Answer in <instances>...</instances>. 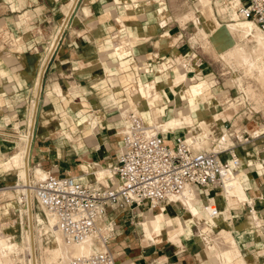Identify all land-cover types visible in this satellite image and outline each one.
<instances>
[{
	"label": "crops",
	"instance_id": "obj_1",
	"mask_svg": "<svg viewBox=\"0 0 264 264\" xmlns=\"http://www.w3.org/2000/svg\"><path fill=\"white\" fill-rule=\"evenodd\" d=\"M66 1L0 0V25H8L16 44L11 51L0 54V161L5 160L6 156L15 150L18 141L9 137L27 129L28 107L32 101L37 100L38 112L36 117V103V125L35 129L33 128V141L31 139L33 153L30 162L39 165L43 170L59 174L69 173L82 181L92 182L94 171L97 169L105 171L116 164V155L121 145L118 131L120 122L124 123L121 113L119 117L116 112L121 108L119 103L128 102V95L126 93L123 95L118 86L124 84L133 74L134 64H130L129 60L150 56L155 58L158 55L160 57L164 51L175 52L176 48L167 47L163 50L156 45L147 46L146 42H140L132 49V53L139 55L125 59L121 56L119 62L115 63L119 69L123 67V72L115 77L117 88L109 95V98L113 97L114 103H117L115 110H112V107L103 112L99 111L100 109L93 110L90 108L92 102L94 106L100 108L101 101L105 100L102 98L105 95V80L104 82L100 80L102 75L99 71L106 72L111 68L110 52L106 50L102 39H105L109 27L105 16L113 0H77L81 10L79 12L92 14L89 15L91 18L97 16L98 25L90 29L85 25L69 29V33L60 41L53 59L44 65L40 73L41 86L37 97L35 83L43 64L45 50L38 49L36 43L44 37L36 34L35 30L41 26L45 27L47 22L56 21L68 5L69 2ZM120 2L121 0L118 1ZM160 7L150 12L151 20L155 21L166 15L164 7L163 15L160 14ZM155 31V27L148 31L149 34L146 30L141 31L139 40H142L143 36L146 39ZM107 45L119 46L118 43L112 44L108 39ZM154 61L143 67L150 78L138 79L140 84L151 82L158 75L155 66L159 64ZM165 80L166 78L160 79L159 84L165 86ZM159 90L162 92L163 88ZM161 100L164 101L163 97L159 103ZM129 102L131 105V97ZM90 116L95 119L93 125L89 123L92 120L88 119ZM223 116L217 121L218 126L224 130L229 122H232L231 142L240 160L264 158V146L261 144L264 133L259 135L262 131H256V129L264 131V123L251 117L243 123L241 114ZM66 133H69L70 137ZM247 134L252 136L248 141L238 140H242ZM13 154L8 156L6 162L0 163V171L16 166L11 159ZM227 156L225 153L220 154L221 159ZM258 170L255 166L246 174L245 190L250 201L247 204L246 201H242L239 208H233L235 220L232 223L219 224L223 225L222 229L225 228L233 234L242 256L252 264H264V202H256L260 197L264 198V173ZM1 183H9L3 171L0 172ZM207 191V195H202L201 189L199 198L217 197L221 193L218 189ZM225 201L224 198L217 197L216 206L220 207ZM145 213H149L145 207L131 209L115 207L107 210L105 219L112 226L107 247L119 264H219L216 254L213 256L212 253H206L198 244L197 238L190 240L191 236H196L194 234L183 239L182 243H173L166 238L157 242L145 241L139 224ZM247 214L253 218V224L247 223ZM256 215L260 219L257 225L254 224L257 223Z\"/></svg>",
	"mask_w": 264,
	"mask_h": 264
},
{
	"label": "bare ground",
	"instance_id": "obj_2",
	"mask_svg": "<svg viewBox=\"0 0 264 264\" xmlns=\"http://www.w3.org/2000/svg\"><path fill=\"white\" fill-rule=\"evenodd\" d=\"M201 10L202 15L207 20L206 23L212 26L208 29L210 32L209 37L216 44V51L220 53L223 59L231 63L233 67L236 66L241 69L247 77L246 86L242 85V78L237 77L240 89L245 93H251L256 103L263 102L264 104V33L249 19L230 20L231 22L228 21L224 25H221L214 17L212 7L209 4L203 6ZM159 11L163 15V6L160 7ZM194 22L198 26L197 33L200 32L198 34L202 33L205 36L203 37L204 40L207 33L200 27L196 19H194ZM166 35L167 32L161 34V39L164 40L163 37L165 38ZM55 39L53 38L48 49H53L54 51L56 45ZM251 40L255 43L251 47H248L247 43ZM117 43L120 44L121 42ZM184 58V56L176 58L177 65L175 69L182 66L179 63ZM186 70L195 71L190 66H184L180 70H177L176 73ZM162 71L160 65L155 66V72L158 74L156 78L151 82L141 83L131 90V105L123 109L121 115L126 118L129 112H133L145 124L155 125L165 134L182 131L185 141L195 150H215L218 145H222L225 148L228 144H232L228 132L222 131L216 122L220 115L218 105L224 104L229 100L227 97H224L227 91L219 89L216 91L213 98L218 102L208 100L212 97L204 93L205 86L208 83L206 84L200 79L197 84H194V80H196L194 76H189V80L192 82L188 86H184L182 90H179L184 84L185 77L177 74V79L167 78L166 74L169 72L167 69L164 71L166 78L165 86L162 92H160L157 83H159V80L163 76ZM41 72L42 70L39 73ZM38 76L40 77V75ZM39 77H37V85H39ZM202 86L204 87L201 88ZM259 87L262 88L261 91H259L261 89ZM199 88L201 89L199 90ZM198 91L201 92L199 95H197ZM176 95L180 96L183 100L182 103H186V105L179 107ZM161 97L164 99L163 104L159 103ZM35 109L36 101L32 102L28 110V131L18 134L20 139L19 146L11 157L17 166V178L21 181V183L16 184L15 191L19 200L24 199L25 202L24 206L20 207L19 214L21 221L22 218H25V222H22L23 241L19 243L15 240L14 234L5 231L6 226L13 222L12 218L10 220L9 209L6 207L5 211L0 213V264H16L17 262H20V264H38L37 248L35 249V233L33 231L34 213L31 184L29 183L30 155L33 148L31 146V139L35 126ZM194 119H197L195 123L193 122ZM89 123L91 125L95 124V119L92 118ZM259 133L257 132V134ZM66 135L70 137L69 133H66ZM221 140L224 141L220 142ZM263 164L264 159L261 158L241 159L240 164L235 168V172L230 170L229 173L224 175V184L220 186L221 193L217 197L220 199L224 198L226 201L225 203L222 202L220 207H217L215 214H210L207 206L208 204H212V207L213 205L216 206L217 197L212 196L200 199L198 195L200 189L192 187H187L177 198L183 206V212H180L179 208L177 209L167 200L164 201L166 203L163 205L162 203L164 202L160 203L158 210L151 209L149 213L143 214L139 222L144 238L157 242L162 241L164 236V239L166 238L173 243H182L183 239L188 238L191 234H195L198 241H200V245L202 244L206 250L213 251L216 254L219 264H251L248 259L242 256L233 234L218 225L221 222L225 224L232 223L235 220L233 208H239L238 206H240V202L242 201H246V204L250 201L245 190L247 187L246 174L251 168H255V166L259 169L258 171L264 173ZM96 171L103 173L104 170L97 169ZM105 171H107V168ZM43 174L44 170L40 166L36 165L33 167V175L36 179L42 177ZM2 188L4 189V187ZM256 202L263 203L264 198L260 197ZM251 214L253 213L251 212ZM246 221L249 224H253L251 215L247 214ZM259 223L260 219H257V224ZM42 224L40 231L42 238L40 241H48L50 245L44 246L40 244V264H68L72 256L88 251L91 248L93 240L91 236H87L76 243L65 241L56 229L54 219L48 214H45L44 223L42 222Z\"/></svg>",
	"mask_w": 264,
	"mask_h": 264
},
{
	"label": "rangeland",
	"instance_id": "obj_3",
	"mask_svg": "<svg viewBox=\"0 0 264 264\" xmlns=\"http://www.w3.org/2000/svg\"><path fill=\"white\" fill-rule=\"evenodd\" d=\"M76 1L77 0H67L66 2H69V3L65 7V11L63 12V14H61V16L56 21L47 22L45 27L41 26L40 28L35 30L36 34H39L40 36L44 37L43 40H40L39 42L36 43L38 46V49L42 51L45 50L43 60L45 59L46 61L42 60L44 65L48 61L53 59L57 51V48L60 44V41L66 34L69 33L70 28L79 27L80 25L81 26L85 25V27H88L87 29H90L98 25L99 18L97 16H94V18L93 17L91 18L89 17V15H92V14H89V13L84 14L83 12H79L81 10H79V7L77 5L78 2ZM118 1L119 0H113L111 7L108 9L109 12L105 16L106 17L105 21L106 23H109V27L107 28L106 37L105 39H102V42H104L106 50L110 52L109 60L111 63V66H110L111 68L108 69L106 72L102 70L99 71L100 75H102L100 80L101 81L103 80V82L105 80L104 82L105 95L102 97V98H105V100L101 101L100 106L102 108L94 106L92 104L93 102L91 103L92 106L90 108H93V110L100 109L99 111L101 112L111 107H112V110H115V107H116L115 105H117V103L115 104L113 100L114 98L111 96L109 98V95L113 93V89L117 88V85L115 84L116 83L115 77H117V75H121V72H123L122 70L123 67L122 69L121 68L119 69V66L115 62H119V59L121 56L122 58L125 59V57L133 58V56L135 57L136 55H139V54L135 55V53H132V49H134L135 46L139 45L140 42H146L147 46L156 45L157 47L162 48L163 50H165V48L167 49V47L168 49L169 47H172V48L175 47L176 51L175 52L164 51L162 55H160V57L158 55L155 58H152L153 56H150V58L143 59L141 57L142 59L140 58V59L129 60L130 64L131 63L134 64L132 68L133 74L130 78L127 79V81L124 84L118 86L120 91H122L123 95H125V93L128 95V102L126 101V102L119 103L121 108L118 109L116 112L117 114H119V117H120V113L122 112V110L126 108V106L128 107L130 106V102H129L130 97H131L130 92L134 87H137L140 84V81L138 79L145 80V79L150 78V75L147 74L146 69H143V67H145V64L151 63V62L154 63L155 62L154 60H156V64H159L160 67H162V70H163L162 73H164L165 69L169 70L170 74L168 73V78L177 79V74L178 75L181 74L182 76L185 77L184 84L179 88V90H182L184 86L186 87L192 82L191 80H189V76H194V78L196 79L194 80V84H197L200 79L203 80L206 84L208 83L206 86L204 85L206 87L204 93L212 96L208 100L218 102L216 99L213 98V95L216 93L218 89L222 91H227V93L229 91V94L226 93L224 96L227 98L228 96H230V98H228L229 100L224 104L218 105V112L220 113V115L218 119L216 120V122L222 119V117H224L223 115H225L226 117H230L231 114L234 113L235 115L241 114V119L243 123L247 122L249 117L255 119L256 121H259L260 123H264V104L263 102L256 103L253 99L254 96L251 95V93L250 94L245 93L242 89H240V87L238 86L237 77L242 78L243 86H246L247 84V77L244 75L241 69L237 68L236 66L233 67L231 63L223 59L220 56V53L216 51L217 49L216 44H214V42H212L211 38L209 37L210 32L208 29L209 27H212V26L206 23L207 20L205 16L202 15L203 13L201 9L203 8V6H206L207 4H209L212 7V13L214 17L221 25H224L228 21L231 22L237 19L245 20L238 15L236 0H154V1L153 0H121L120 3H118ZM160 6H163L166 9L167 11L166 15L161 17L160 19H155V21L151 20L150 12ZM69 9L71 10V14H70ZM66 12H68V14H66ZM193 18L198 21L200 27L207 33L206 38L204 40H203V37L205 36H203L202 33L198 34L200 32L197 33L198 26H196L197 24L194 22ZM62 27L64 28L61 29ZM153 27L156 28V31L154 32V34H150V36L147 37L146 39L144 38L145 36H143L142 40H139V37H140L139 33L141 31L146 30V33H148V31H151ZM165 32H167V35L165 36V38L163 37L164 40H162L160 35ZM53 38L54 39L56 38L55 39L56 45L54 47V51L53 49L52 50L48 49L50 48L49 46ZM107 39L110 40L112 44L114 45L119 41L122 43L119 44V46L115 45L114 47H112L111 45L106 46ZM253 43L255 42L251 40L250 42L247 43V46L251 47ZM15 46H16L15 38H14L12 30L6 24L0 25V54L6 51H11V49L14 48ZM50 51L52 52V54ZM49 54L51 57L49 56ZM180 56L185 57L184 59L180 61L181 63H179V65H182V66L175 69L176 68L175 66L177 65L176 58ZM43 64L41 66L42 68H44ZM184 66L186 67L190 66L193 69H195V71L186 70L180 73H176L177 70H180V68H183ZM42 68L40 69V71L42 70ZM172 72L174 73V75H172ZM38 75H40V73ZM164 78H165V75L163 74L161 79H164ZM37 79L38 78H36V83H35V89L37 90V91L35 90V95L38 97V89L41 86V82H40V86L37 85ZM157 84H158V88L164 87L159 83ZM204 86H202L201 88H203ZM201 88H199V90ZM261 90L262 88L259 91ZM200 93L201 92L198 91L197 95H199ZM177 97H179L177 98V102L179 101L178 102L179 107H181V105H186V103H182L183 100L180 96H177ZM34 101H36L37 103V111H36V117H37L38 101L37 100H34ZM163 102L164 101L161 100L160 104H163ZM29 107H28V110H29ZM96 113L98 114L99 112L96 111ZM113 113L115 114V112ZM92 116L88 117V119H91ZM207 119H209V117H207ZM125 120L126 118L123 117L124 123H125ZM196 121L197 119H194L193 122L195 123ZM124 123L120 122L121 124L120 129L122 128ZM231 123L232 122H229L228 126L224 130H222L224 132H228L229 137H230V133L232 132V128L230 127ZM35 125H36V121H35ZM34 129H35V126H34ZM26 131H28V112H27V129L22 132H26ZM256 131H260V132L262 131V133L259 135H262L264 133L262 129L261 130L256 129ZM177 132H179V134L185 137L182 131L181 132L177 131ZM20 133L21 132L17 133L16 135H12V137L11 136L9 137L10 139H14L15 141H18L17 146L12 153L17 151V148L19 146V140H20L18 134ZM171 133H175V132H171ZM3 136L8 137L7 135H3ZM33 136H34V130H33V135H32V141H33ZM230 140H231V137H230ZM32 141H31V146H32ZM223 141L224 140H221L220 142H223ZM261 144L263 147L264 140L263 142H261ZM219 147H222V145L221 146L218 145V147L215 149H218ZM12 153H10L9 155H11ZM31 153H33V151ZM9 155L6 156L5 160L0 161V163L6 162ZM30 158H31V155H30ZM261 159H264V158H261ZM36 165H33V163L30 162V166H29V171H30L29 172V176H30L29 183L30 184L32 181L36 179L33 175V167H35ZM2 171H3V175L6 176V179L9 180V183L0 184V190H1L0 191V213H3L7 207L9 209L10 220L12 218V221H13L12 223L6 226L5 231L8 233L14 234L15 240H17L19 243H22L23 241L22 222L23 223L25 222V218H22V221H21L19 214H20V207H23L25 202H24V199L19 200L18 195L16 194V191H15L16 184L21 183V181H19L17 178V166H12L11 169L1 170L0 172ZM2 187H4V189ZM10 193H12L11 194L12 196L10 195ZM31 196H32L33 213H34L33 231L35 233L34 234L35 249L37 248L36 253L38 255L37 254L36 255L38 259V264H40V261H39L40 260V257H39L40 244L47 246V245H50V243H48V241H43V240L40 241V239L42 238L40 231L43 225L42 222L44 223L45 214L42 212L41 208L38 206V204L34 200L32 190H31ZM175 207L177 209L179 208L180 212L184 211L178 205H176ZM256 219H259L257 215H256ZM254 224L257 225V223L255 222ZM218 226L223 228V225H218ZM137 228L139 229L138 224H137ZM194 238H197V236H193V237L191 236L190 240L193 241ZM144 240L147 242H151L150 240H147L145 238ZM163 240H165L164 236H163ZM199 242L200 241H198V244L200 245ZM51 245L53 246V244ZM200 247L201 248L203 247V250L206 253H212L213 256H215V253L213 251L206 250L205 247L202 246V244L200 245ZM16 264H20V262H17Z\"/></svg>",
	"mask_w": 264,
	"mask_h": 264
},
{
	"label": "built area",
	"instance_id": "obj_4",
	"mask_svg": "<svg viewBox=\"0 0 264 264\" xmlns=\"http://www.w3.org/2000/svg\"><path fill=\"white\" fill-rule=\"evenodd\" d=\"M236 4L238 15L252 20L264 33V0H236ZM118 135L121 145L116 164L103 173L94 171L92 182L50 170L31 182L34 200L54 219L65 241L93 239L91 248L72 256L68 264H119L107 247L112 231L105 219L109 208L145 207L150 211L159 209L165 200L183 208L177 198L187 187L202 189V195L220 190L224 175L235 172L240 164L233 143L215 150H195L179 132L166 135L133 112L127 114ZM251 137L247 134L238 140L246 142ZM221 153L228 156L221 159ZM211 205L207 209L215 214L217 206Z\"/></svg>",
	"mask_w": 264,
	"mask_h": 264
}]
</instances>
